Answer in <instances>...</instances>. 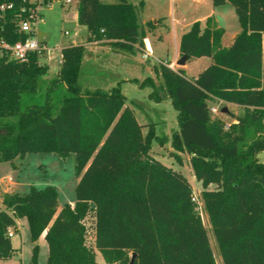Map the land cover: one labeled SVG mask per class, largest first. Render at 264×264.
<instances>
[{
	"label": "trees",
	"instance_id": "trees-1",
	"mask_svg": "<svg viewBox=\"0 0 264 264\" xmlns=\"http://www.w3.org/2000/svg\"><path fill=\"white\" fill-rule=\"evenodd\" d=\"M6 1L15 10L0 19V41L15 43L26 37L16 26L22 2ZM212 1L235 9L241 29L231 45H223L225 29L209 16L192 23L179 50L181 56L209 57L212 63L193 79L164 63L156 71L177 111L173 145L191 156L223 264H264V162L257 157L264 150V0ZM78 2L86 43L131 54L144 47L145 28L134 4ZM84 52V43L63 47L60 69L46 88L48 66L39 54L25 62L0 56V161L14 165L30 152L62 158L74 153L79 178L74 205L60 210L53 186L32 187L26 195L4 193L0 260L13 257L9 232L26 217L35 262L45 233L47 264H100L95 250L115 264H217L192 184L152 154V142L164 141L155 125L138 122L120 84L81 86ZM210 99L241 106L244 113L227 127L212 119ZM89 216L93 246L87 239Z\"/></svg>",
	"mask_w": 264,
	"mask_h": 264
},
{
	"label": "rangeland",
	"instance_id": "rangeland-1",
	"mask_svg": "<svg viewBox=\"0 0 264 264\" xmlns=\"http://www.w3.org/2000/svg\"><path fill=\"white\" fill-rule=\"evenodd\" d=\"M118 2V0H112ZM134 4L141 20L148 21L145 28L150 30L155 21L159 22L156 35H162L163 40L156 39L153 43L151 54L136 50L134 54H118L107 48H101L94 53L93 49L85 48L81 65L79 83L84 89L111 88L120 84L123 93L127 97V105L133 110L137 120L141 124H154L156 133L163 138V144L157 140L152 142V154L165 165L183 173L193 186L194 195L197 201V211L201 215L206 228L211 247L213 249L217 264H223L220 247L212 229L207 211L200 198L202 184L197 180L190 154L183 150L179 151L172 142V134L178 130L177 111L174 108L171 98L162 88L163 79L155 70L161 64L159 58L172 61L175 56L176 42L173 37V30L180 32L187 31L193 22L205 20L212 16L219 24L226 29L223 37V45L230 46L233 32L240 30V23L231 3L214 6L212 0H149L146 5L140 4L139 0H127ZM77 0H53L51 7L42 11L35 29V37L40 41L46 40L48 51L47 56H55L60 48L72 41L84 40L87 34L85 26L79 24L74 18L68 15L77 14ZM65 15V17H64ZM182 30V31H181ZM236 30V31H235ZM92 61H88V57ZM0 56L2 51L0 50ZM55 58L48 66V74L43 78L42 83L46 88L47 81L57 75L59 65ZM164 61V63H168ZM62 62V59H61ZM42 64V62L40 61ZM212 63L209 57L191 58L185 64V75L189 79L197 77L205 68ZM46 65V64H44ZM47 66V65H46ZM50 69V70H49ZM130 78L123 81L122 78ZM119 81V82H118ZM144 83V84H143ZM46 89L40 93L45 95ZM152 97H151V95ZM158 99V100H157ZM160 99V100H159ZM209 111L212 107L217 112L211 113L212 119H219L227 127L235 122L234 116H242L244 109L236 104L226 103L218 99L208 100ZM227 109V111H224ZM148 128L144 129V132ZM176 151V155L171 152ZM261 162H264V150L257 155ZM76 174V158L70 153L66 158L56 153H27L25 158H17L14 165L9 162L0 161V204L3 200V188L8 187V193H19L26 195L32 187L44 189L53 186L58 194V209L66 203L74 205L76 201V185L78 183ZM214 187L210 185V189ZM18 229L13 231L11 238L15 253L10 260H0V264H47L49 248L45 237L42 235L38 240V252L36 262L33 259L35 243L31 239L29 222L26 217L19 218ZM88 226L87 239L89 245L94 243V229L92 216L86 219ZM96 260L100 264L108 263L102 253L95 250Z\"/></svg>",
	"mask_w": 264,
	"mask_h": 264
},
{
	"label": "built area",
	"instance_id": "built-area-1",
	"mask_svg": "<svg viewBox=\"0 0 264 264\" xmlns=\"http://www.w3.org/2000/svg\"><path fill=\"white\" fill-rule=\"evenodd\" d=\"M52 1L53 0H21L22 4L16 12V26L18 33L20 35H26V37L24 38L21 36V38L15 43H9L2 39L0 41L2 55H6L9 60L25 62L28 60L30 54L37 53L40 56H43V54L49 50L44 41H40L35 37V29L38 20L42 15L43 9L51 7ZM10 10H15L13 2H8L6 0L0 1V19H2ZM145 52L149 54L152 53L149 43H146L145 45ZM210 111L215 113L217 112V108L212 107ZM193 200L197 203L195 195ZM9 236L11 238L14 236L13 231L10 230Z\"/></svg>",
	"mask_w": 264,
	"mask_h": 264
},
{
	"label": "crops",
	"instance_id": "crops-1",
	"mask_svg": "<svg viewBox=\"0 0 264 264\" xmlns=\"http://www.w3.org/2000/svg\"><path fill=\"white\" fill-rule=\"evenodd\" d=\"M78 1V0H77ZM103 2H105V3H112L113 1L112 0H102ZM119 1V0H118ZM127 1V0H126ZM149 0H144V2L143 3H141V0H139V2H140V4H144V5H146V3L148 2ZM78 7H79V2H78ZM69 16V18H74V20H77L78 21V12H77V14H74L73 13V15L71 14V15H68ZM138 16H139V14H138ZM64 17H65V15H64ZM139 21H140V23L143 25V26H145V28H146V25H147V23H150V22H148V21H144V20H141L140 19V17H139ZM218 22V21H217ZM194 23V22H193ZM219 23V22H218ZM157 25H159V22L158 21H155V23L153 24V26H152V28H150V30H146V32H147V34H146V37H145V39H144V47L143 48H141L140 50L141 51H143V52H145V45H146V43H149V45H150V48H151V50H152V52H154V50H153V43H156V39H159V40H163V36L162 35H156V27H157ZM220 25V24H219ZM221 26V25H220ZM222 27V26H221ZM224 28V27H223ZM225 29V28H224ZM241 29V28H240ZM182 31V30H181ZM236 31V30H235ZM240 31V30H239ZM239 31H236V32H233V34H232V36H231V38L234 40V38H235V36H236V34L239 32ZM178 31L176 30V29H174L173 30V37H174V40L175 41H177L176 39L178 38V41L176 42L177 44H176V51H175V56H174V59L172 60V61H170V60H164V59H162V58H159V60L161 61V62H163L164 63V61H167L168 63L167 64H169L170 65V67L171 68H173V69H177V68H183L184 66H182V67H180V66H178L177 65V62H178V60L180 59V57H181V54H180V50H179V44H180V39H181V37H182V35L186 32V31H184L183 30V32H180V34L178 35V33H177ZM225 33H226V29H225ZM35 35H36V33H35ZM87 35V34H86ZM225 35V34H224ZM224 37V36H223ZM42 41H44L45 43H46V45H47V42H46V40H44V39H42ZM80 43H84L85 44V48L87 49V47H88V49H89V46H91L93 49L91 50V53H94L95 51H98L99 49H101V48H107V49H109L111 52H115V54L116 53H118V54H124V52L123 51H116V50H113L111 47H109V46H107V45H102V44H100L99 42H90V43H86L85 42V38H84V40H77V41H72V42H70L68 45H72V44H74V45H76V44H80ZM68 45H66V46H68ZM63 47H65V46H63ZM62 47V48H63ZM226 47H228V46H226ZM62 48H60V52L58 53V54H55V56H47V52H45L44 54H43V56H41L40 57V61L42 62V64H46L47 66H49V68H50V62L51 61H53L55 58H57L58 59V65L61 63V59H62V53H61V50H62ZM127 53V52H126ZM90 57H88V61H92V57H91V55H89ZM188 61V60H187ZM187 63V62H186ZM156 65H155V70H156ZM59 69H60V65H59V68H58V71H59ZM184 69V68H183ZM50 70V69H49ZM122 80L123 81H129L130 80V78H128V77H126V78H122ZM119 82V81H118ZM115 86V85H114ZM113 87V86H112ZM109 89V88H108ZM8 189V187H5V188H3V193H8L9 192V190H7ZM17 225H18V222H17ZM43 236H45V233L43 234Z\"/></svg>",
	"mask_w": 264,
	"mask_h": 264
},
{
	"label": "water",
	"instance_id": "water-1",
	"mask_svg": "<svg viewBox=\"0 0 264 264\" xmlns=\"http://www.w3.org/2000/svg\"><path fill=\"white\" fill-rule=\"evenodd\" d=\"M188 59H189L188 55H182L180 57V59L178 60L177 65L180 66V67L184 66ZM224 111H227V109H224ZM93 206H94V204H93ZM135 256H136V254L134 253L133 256H132V262L134 261Z\"/></svg>",
	"mask_w": 264,
	"mask_h": 264
}]
</instances>
